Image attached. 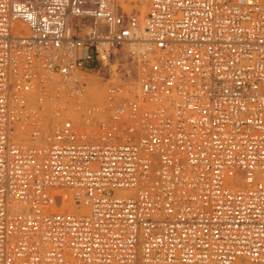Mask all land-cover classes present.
Segmentation results:
<instances>
[{
	"label": "built area",
	"instance_id": "built-area-1",
	"mask_svg": "<svg viewBox=\"0 0 264 264\" xmlns=\"http://www.w3.org/2000/svg\"><path fill=\"white\" fill-rule=\"evenodd\" d=\"M0 264H264V0H0Z\"/></svg>",
	"mask_w": 264,
	"mask_h": 264
},
{
	"label": "rangeland",
	"instance_id": "rangeland-1",
	"mask_svg": "<svg viewBox=\"0 0 264 264\" xmlns=\"http://www.w3.org/2000/svg\"><path fill=\"white\" fill-rule=\"evenodd\" d=\"M148 0L143 3L138 0H126L122 4L123 9L126 13H135L139 17L141 23L144 25L146 19V13L148 9ZM123 62V61H122ZM112 65L97 67L96 71H91L89 76V96L87 99L94 102L95 104L101 105L105 101L106 91L110 85L118 83V78L120 77V71L116 63H111ZM116 64V65H114ZM95 68V67H94ZM116 82V83H115ZM97 83L93 88V85ZM103 101V102H102Z\"/></svg>",
	"mask_w": 264,
	"mask_h": 264
},
{
	"label": "bare ground",
	"instance_id": "bare-ground-1",
	"mask_svg": "<svg viewBox=\"0 0 264 264\" xmlns=\"http://www.w3.org/2000/svg\"><path fill=\"white\" fill-rule=\"evenodd\" d=\"M119 1H120L122 4L126 2V0H119ZM138 1H141V2L143 3L145 0H138ZM147 2H148V1H147ZM147 6H148V4H147ZM141 25L144 26L145 23H144V25L141 23ZM109 60H110V59H109L108 57H105V58H104V65H105V66H107V65L109 64ZM115 83H116V82H115ZM102 102H103V101H102Z\"/></svg>",
	"mask_w": 264,
	"mask_h": 264
}]
</instances>
